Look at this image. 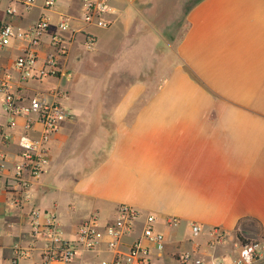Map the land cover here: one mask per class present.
<instances>
[{
	"label": "crops",
	"instance_id": "1",
	"mask_svg": "<svg viewBox=\"0 0 264 264\" xmlns=\"http://www.w3.org/2000/svg\"><path fill=\"white\" fill-rule=\"evenodd\" d=\"M80 1L57 0L53 13L54 23L64 13L82 30L66 34L69 52L61 63L71 76L41 86L66 88L63 104L73 116L50 141V160L33 181L29 204L20 206L19 192L0 186V264H11L15 243L28 245L31 208L55 213L64 236L75 239L85 219L96 214L104 227L122 205L141 217L122 237L121 250L142 236L144 217L155 215L164 240L161 247L146 242L147 264H231L240 252L238 235L264 240V0H181L180 13L162 23L156 9L110 0L106 29L79 21L74 5ZM37 15L31 12L22 24ZM85 32L96 37L97 56L86 53ZM157 34L165 43L177 40L158 67L164 72L158 89ZM82 56L95 73L82 86L68 84ZM103 56L115 64L93 62ZM97 84L99 95L85 93ZM6 122L0 104V128ZM22 123L16 120L6 149V176L19 160ZM169 218L179 224L169 226ZM193 224L200 226L197 234ZM215 228L225 240L213 247ZM100 238L92 253L107 257L95 264L113 257L104 229Z\"/></svg>",
	"mask_w": 264,
	"mask_h": 264
},
{
	"label": "built area",
	"instance_id": "2",
	"mask_svg": "<svg viewBox=\"0 0 264 264\" xmlns=\"http://www.w3.org/2000/svg\"><path fill=\"white\" fill-rule=\"evenodd\" d=\"M57 0H0V104L7 118L0 128V186L19 192V205L30 203L31 188L44 171L50 160L49 143L60 131L63 124L73 116L63 101L68 99V91L51 85L41 86L49 80L70 78L62 60L69 52L70 39L67 33L75 30L72 18L59 13L56 23L53 13ZM82 14L79 21L85 26L94 25L109 28V15L112 8L110 0H81ZM37 10L38 15L32 23L22 24L27 14ZM87 51L96 47V37L83 33ZM46 44V45H45ZM22 119V133L18 137V159L10 176L5 175L9 156L7 147L14 137L16 120ZM141 214L132 206L122 205L111 224L102 226L94 214L85 219L77 228L76 238L64 236L61 224L55 213L41 212L31 208L29 222L30 241L27 246L17 242L12 246L11 264H82L80 253L98 252L101 245L100 231L108 238L107 250L113 257L102 264H147L149 246L146 242L162 246L164 236L155 231L156 216L147 215L142 224V236L127 251L120 248L121 239L137 228ZM169 226H177V218L167 220ZM197 234L200 226L192 225ZM210 246L225 240V233L215 228ZM264 259V240L251 241L240 245V252L231 264H257ZM186 260V257H181ZM204 264H224L211 261Z\"/></svg>",
	"mask_w": 264,
	"mask_h": 264
},
{
	"label": "rangeland",
	"instance_id": "3",
	"mask_svg": "<svg viewBox=\"0 0 264 264\" xmlns=\"http://www.w3.org/2000/svg\"><path fill=\"white\" fill-rule=\"evenodd\" d=\"M122 1H126V0H122ZM130 1V0H128ZM134 2V6L138 9L141 8L140 5H145L144 8L146 9H156L155 11H157V22L162 23L165 20H170L172 17H176L178 13H180V1L181 0H131ZM59 6H64L63 2L58 1L57 4V9L58 11H64L65 9H59ZM65 7V6H64ZM75 8V9H74ZM74 10L77 11L78 13L82 14V10H81V5L79 3L74 5ZM30 14H27V16L29 17ZM27 19L24 20V22H26ZM93 27L94 25H88L86 27ZM96 27V26H94ZM103 29V28H101ZM177 40L174 39H170L167 40V43H165L164 39L162 37H160L158 34L156 36L155 39V43H156V82H157V86L156 89H158V84L162 83L163 81V77H164V72L161 71L159 72L158 67L160 66V62L163 61V59H165V56L168 55L169 56V52L171 51V47H174L176 44ZM85 48V47H84ZM86 50V49H85ZM92 52V51H91ZM91 52H87L86 53H91ZM98 53L96 51L91 53V56H97ZM87 56V55H86ZM85 56H82V59L84 60L83 65L80 67V70H77L74 74H72V77L70 79V81L68 82V84H72L74 82H79L78 85L82 86L84 82L91 80L92 75H94L93 73H95L92 69L89 67V64H91V60L87 61L85 58ZM95 63H98L100 65H102L104 68L108 67L109 65H113L115 63L114 58L112 59L110 56H103L97 59H94ZM78 72V73H77ZM73 73V72H72ZM146 73V71H145ZM141 78H143V75H141ZM134 79V78H131ZM67 82H64V85H66ZM99 85L97 84L95 88H97L96 90H89L86 89L85 93L86 94H91V92L93 91V93L95 95H99L100 94V88L98 87ZM66 89V88H65ZM67 90V89H66ZM89 90V91H88ZM68 91V90H67ZM96 91V92H95ZM115 91V88L112 89L113 94ZM68 94L70 95V92L68 91ZM77 96V95H76ZM69 101V100H68ZM65 108L69 111H71V113L73 114V111L71 110V108L67 105V102L64 104ZM72 229L70 228L69 232ZM85 254V255H84ZM107 257V255L104 253H98V254H93V253H80L79 258H83L85 262H87L88 264H95L98 261L104 260Z\"/></svg>",
	"mask_w": 264,
	"mask_h": 264
},
{
	"label": "trees",
	"instance_id": "4",
	"mask_svg": "<svg viewBox=\"0 0 264 264\" xmlns=\"http://www.w3.org/2000/svg\"><path fill=\"white\" fill-rule=\"evenodd\" d=\"M238 239H239V241H240L241 244H247V243L251 242V241H249V240H246V239L242 238V237L239 236V235H238Z\"/></svg>",
	"mask_w": 264,
	"mask_h": 264
}]
</instances>
